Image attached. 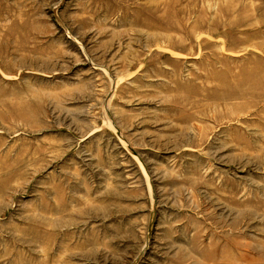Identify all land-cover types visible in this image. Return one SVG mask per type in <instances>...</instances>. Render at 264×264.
Wrapping results in <instances>:
<instances>
[{
	"label": "rangeland",
	"instance_id": "1",
	"mask_svg": "<svg viewBox=\"0 0 264 264\" xmlns=\"http://www.w3.org/2000/svg\"><path fill=\"white\" fill-rule=\"evenodd\" d=\"M0 264H264V0H0Z\"/></svg>",
	"mask_w": 264,
	"mask_h": 264
}]
</instances>
